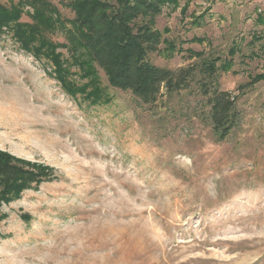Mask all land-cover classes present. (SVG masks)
<instances>
[{
	"label": "rangeland",
	"instance_id": "rangeland-1",
	"mask_svg": "<svg viewBox=\"0 0 264 264\" xmlns=\"http://www.w3.org/2000/svg\"><path fill=\"white\" fill-rule=\"evenodd\" d=\"M155 29L147 58L170 69L197 61L186 49L228 59L235 46L217 79L241 119L224 140L193 116L194 91L151 106L111 87L108 103L72 99L0 37V150L54 171L1 205L0 264H264V0H179Z\"/></svg>",
	"mask_w": 264,
	"mask_h": 264
},
{
	"label": "trees",
	"instance_id": "trees-1",
	"mask_svg": "<svg viewBox=\"0 0 264 264\" xmlns=\"http://www.w3.org/2000/svg\"><path fill=\"white\" fill-rule=\"evenodd\" d=\"M178 1L60 0L72 17L63 16L50 0H18L8 6L0 2V37L9 35L19 49L51 65L50 74L72 99L79 94L91 104L108 103L111 87L128 91L139 104L151 106L174 93L194 91L201 97V106L193 116L208 124L216 140L222 141L241 119L236 97L221 89L217 79L219 72L231 67L235 46L228 50V59L186 49L188 58L197 61L176 69L157 66L147 58L162 41L155 29L156 17L163 7ZM23 14L30 22L21 20ZM55 32L63 36V43L51 38ZM253 42L251 37L249 43ZM175 48L174 42H168L164 49ZM52 179V168L0 150V208L32 184Z\"/></svg>",
	"mask_w": 264,
	"mask_h": 264
},
{
	"label": "bare ground",
	"instance_id": "bare-ground-1",
	"mask_svg": "<svg viewBox=\"0 0 264 264\" xmlns=\"http://www.w3.org/2000/svg\"><path fill=\"white\" fill-rule=\"evenodd\" d=\"M2 93V92H1ZM1 114V113H0Z\"/></svg>",
	"mask_w": 264,
	"mask_h": 264
}]
</instances>
